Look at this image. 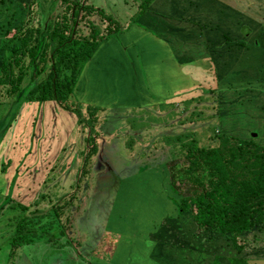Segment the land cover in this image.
I'll list each match as a JSON object with an SVG mask.
<instances>
[{"label":"crops","instance_id":"crops-1","mask_svg":"<svg viewBox=\"0 0 264 264\" xmlns=\"http://www.w3.org/2000/svg\"><path fill=\"white\" fill-rule=\"evenodd\" d=\"M131 1L129 10L137 12L138 18L120 25L94 1L0 0V75L8 53L21 48L22 34H32L35 41L40 39L39 55L48 39L56 40L52 37L54 27L63 21L58 19L67 10L70 14L74 12V17L76 4L88 5L91 9L86 17L82 11L77 18L72 20L70 15L69 20H65L73 26L70 27L73 38L102 39L71 83L65 103L53 97L41 99L45 93L40 89L28 90L31 82L39 81L31 74L37 60L28 66L24 81L16 92L11 95L0 92L1 103H16L9 118L11 121L0 135V183L4 186L5 196L24 195L27 202H31L34 198L28 195L36 196L45 183L50 184L54 192H61L57 195L70 196L74 180H80L82 166L71 168L66 154L63 164L58 162L59 157L65 151L69 136L78 129L79 119L92 126L96 119L90 116L101 113L99 110L112 111L111 114L116 115L121 109L178 105L182 112L191 106L193 99L210 90L226 89L228 83L239 87L248 98H264V11L260 14V7H257L264 5V0ZM68 4L72 6L68 7ZM35 41L30 42V47L36 44ZM12 72L18 73V69L11 65ZM15 99L21 100L19 106ZM84 107L90 120L81 113ZM158 113L162 114L161 110ZM222 113L224 116L225 112ZM0 114L7 115V108H0ZM85 148L83 145L79 150L84 157L88 151ZM81 161L82 157L80 165ZM165 166L163 163L148 166L121 179L118 187L121 193L117 191L111 198L112 206L105 212L102 225L95 233L93 248L100 249L95 253L93 249L88 251L90 256L95 254L93 263L90 261L93 258L78 245L69 247L61 225L56 222L49 229L59 237L62 235L59 242L43 241L35 245L34 251L40 250L37 258L42 261L40 264H90L89 261L92 264H264V240L251 241L249 248L240 254L235 250L223 252L204 245L201 239L205 232L184 223L186 217L184 221L179 217L174 201L176 195L164 192L166 178L163 177L161 184L153 177H147L146 172L153 169L161 175ZM104 167L112 170L108 164ZM131 174L137 175L127 181L126 177ZM63 178L69 182L61 183ZM129 181L139 185L149 181L148 198L133 192L125 196L131 191L127 185ZM99 193L86 197L99 198ZM132 197L136 201L128 205ZM126 206L136 213L132 214L133 220L138 216V224L133 227L125 219ZM80 208L81 211L78 209L73 215L81 212L79 215L85 223L89 217L93 221L96 218L93 225L96 228L97 208L91 210V205L89 210ZM44 210L39 214L45 215ZM61 220L59 223L64 225ZM69 227L67 236L71 238L75 233L76 242L80 244L85 239V229L76 231L72 230V225ZM103 247L108 249L109 260L103 256Z\"/></svg>","mask_w":264,"mask_h":264},{"label":"trees","instance_id":"trees-1","mask_svg":"<svg viewBox=\"0 0 264 264\" xmlns=\"http://www.w3.org/2000/svg\"><path fill=\"white\" fill-rule=\"evenodd\" d=\"M67 6L72 5L68 4ZM74 8H76L73 10L76 11L74 17L72 15L74 12L70 14V11L67 10L58 19L63 21L57 22V26L54 27L55 32L52 37L56 40L48 39L44 50L42 52L40 50L39 55L37 49L40 47V39L36 38L35 41L32 34H22L21 48L14 49L5 57L0 75V92L5 95L16 92L24 81L28 66L37 60L35 65L33 64L32 76L33 79L37 78L39 81H35L34 84L31 82L28 85V90L34 92L36 89H40L45 93L40 97L41 99L53 97L59 102L65 103V98L71 90V83L75 81L91 51L102 40L91 39L90 36L73 38V29H71L73 26H70L65 20H69L70 15H72V20L77 18L79 12L82 11V14L85 15L91 7L76 4ZM107 19H110V16H107ZM33 41L36 44L30 47V42ZM34 54L36 59L33 60ZM8 58L13 60L15 63L13 69H18V73H11V63ZM44 71L47 73H43ZM41 75L44 76L41 77ZM31 88L33 89L31 90ZM229 88H232L230 84L227 85V89ZM211 91L215 92V90H210L207 94ZM215 95L217 96V93ZM24 97L26 98L27 95ZM201 98L193 99L195 102L180 112L179 115L183 117H178L179 122L184 119L185 121L181 123L189 124V127L180 125L182 128H192V130L183 133L181 129L173 134L165 135L166 140L170 142H165L166 144L160 146L156 151L163 153L162 155L165 157L169 154L172 156L169 157L171 162L164 164L171 165L168 167L171 175L170 181L174 189L176 188L174 201L177 203L181 220L184 221V217H186L184 223L192 224L200 231L205 232L207 236L203 235L201 241L207 247L223 252L235 250L240 254L245 248H249L251 241L264 240V144L255 142L253 137L247 139L228 134L225 131L219 132L217 119L221 118L222 110L220 107L217 110L215 108L217 103L218 105L220 103L217 99L212 100V108L217 119L213 125H210L206 121L207 118L209 119V111L204 112V109L201 108L203 102L209 104V101L206 102L204 97ZM185 113L188 114L185 115ZM195 113H197V117H193ZM211 113L213 114V112ZM187 115H191V117ZM203 115L206 116L203 118ZM81 122L82 119H79V123ZM9 123L10 119L6 121L4 128ZM202 127H206V129L202 132L203 134L199 135ZM205 134L210 140L207 144H204L202 139ZM94 146L89 144L86 147L88 150L84 158L86 162L95 152L96 147ZM91 147H93L92 150ZM149 151L151 152L152 149ZM154 166L156 165L150 167ZM85 171L86 169L83 168L82 175L87 173ZM79 183L80 180L75 183L78 186L76 191L73 185L70 196L63 197L56 196L57 193L54 192L53 187L45 183L36 196L28 195L31 199L34 198L31 202H27L28 199L24 195L15 196L18 199L21 198L20 201H25V204L17 202L20 204L18 207L11 204L13 201L15 202V198L10 195L3 196V200H6L1 210L5 208L6 204L9 210L14 212L8 218V226L13 225L15 234L12 240L10 239L9 254L11 258L15 257L23 243L37 242L38 236L47 243L55 244L64 235L65 241L70 242L67 229H70L68 225L71 219L68 218L66 225L59 222L60 218L63 219V215L67 214L65 213L69 210L67 207H73L74 211L76 206L72 201L78 200L75 193L78 192ZM178 189L180 190L178 191ZM69 201L72 204L69 205ZM40 208L45 209V215L39 214L42 210ZM56 222L59 226L61 225V230L64 232L60 237L55 232L51 233L49 229V227L53 228L55 225L53 223ZM241 261L245 262L243 259Z\"/></svg>","mask_w":264,"mask_h":264},{"label":"rangeland","instance_id":"rangeland-1","mask_svg":"<svg viewBox=\"0 0 264 264\" xmlns=\"http://www.w3.org/2000/svg\"><path fill=\"white\" fill-rule=\"evenodd\" d=\"M88 1H94L96 4L101 5V9L105 12V14L113 16L114 20H118L120 25H123V23L126 24L127 22L136 20L138 18L137 12L129 10V3H133V1L131 0ZM48 6L46 7L48 8ZM257 7H260V14H262L264 11V5L258 4ZM59 10H61V8ZM44 16L45 13L43 15L41 14V17ZM8 60L11 63L10 65L13 66L15 64L13 60L9 58ZM229 84L232 88L227 89L226 87V89H219L215 92L211 91L209 94L205 93L202 96V98L204 97L206 102L209 101V104L205 102L201 104V108L204 109V112L209 111V119L206 117V121L209 122L210 125H213L214 122H216L217 116L212 108V100L214 101V99H217L218 102H222L223 104H225L221 106L217 103L215 108V110H217V108L219 109V107L221 109L224 108V110L222 111L225 112L224 116L221 115L222 117H218L217 119L219 123V132L225 131L228 134L247 139L253 137L255 138V142L264 144V98H248V96L242 95L241 91H239V87H237L233 83H228V85ZM233 88H235L234 91H232ZM216 93L217 96L215 95ZM259 99H261V102L259 101ZM14 102H17L19 106L21 100L19 101L18 99H15ZM192 102L194 103L195 100H193ZM2 103L0 104V108H7V115L0 114V135L2 134V131L6 125V121L11 117V113L13 112V105H16V103H13V101L9 104L5 102ZM226 105L228 106L225 109ZM180 107H182V105H180ZM85 108L86 107L81 109V113L84 114L87 120H90ZM158 110H161L162 114L158 113ZM99 111H101V113L96 112L97 115L90 116L92 118L95 117V124H92L91 126L82 121L79 124L78 129L75 130V132L71 136H69L68 141L65 145V151L60 155L58 161L59 163L62 162L63 164V157L66 154L71 168L82 166L78 176L80 179L79 189L78 192L75 193L78 200L74 199L72 201L74 202L76 207L74 211L73 207H67V209L69 210L65 213H67L68 216L66 217V214V219L63 218L62 221L64 220L63 222L66 225L68 218H70L71 221L69 225H72V228H74L72 230L77 231L78 229H85L83 232V236L85 239L83 241H80L79 244L78 242H76V239L78 238L74 233V236L69 238V247L72 248L74 245H78V247L89 256L90 252L88 251H90L91 249H93L94 253L100 249V247L93 248V246L95 245V243L93 242L95 240L94 237H96L97 235L95 233H97V230L100 229L99 225H102L101 220L104 218L105 212H107L112 206L111 198L116 196L117 191L118 193H121V191L118 190L119 184H121L120 182H122L121 179L126 174L132 173L135 170L140 171L146 169L148 166L150 167L152 165H158L160 163L164 164L166 162H171L169 157L172 156L170 154L165 157V155H162L163 153H158L159 151H156L160 146H163L167 142H170L166 140L165 135L173 134L175 131H179L181 129L183 130V133L192 130V128H182L180 126L185 125L189 127V124L186 122L181 123L182 121H185L184 119L180 122L178 121V117L182 116L179 115L181 111L178 105H172L170 107H166L165 105V107L154 106L146 108H134L133 110L121 109L116 112V115L111 114L112 111ZM227 111L228 113H226ZM211 112H213V114ZM186 114L188 113H185V115ZM187 116L191 117V115ZM204 116L206 115H203L202 117L204 118ZM193 117H197V113H195ZM204 129H206V127H202V131L201 133H199V135L203 134L202 132L205 131ZM202 139L204 144L210 142L206 134L205 136H202ZM88 144H90L91 146L98 144V147L96 148L95 152L89 157L88 162H86L83 152L79 153V150L80 147L84 145L85 148ZM90 149L92 150L93 147H91ZM149 149H152V151L150 152ZM81 157L82 161L80 165L79 163ZM107 164L112 168V170H106L104 165ZM168 167H171V165L168 164ZM168 167L166 165L164 168H162L163 173H161V175H157V173H155L157 172V169L148 170V172L146 173L147 177H153L161 184L164 182L163 177H165L166 181L163 185L164 192L166 191L168 193H171L172 195H175L176 188L174 189L173 185H171V175ZM83 168H85V172H87L84 175H82ZM68 171L69 170H66V172ZM110 171H112L113 174ZM70 173H72L73 175L74 170H72ZM141 174L142 173H140V175ZM133 175L137 174L128 175L126 177V180ZM137 177L138 176H136L135 179L139 180V178ZM60 181L61 183H63V181L67 182L68 179L63 178ZM74 181L76 183L77 179ZM88 181H90V183L86 185ZM127 185L131 187V191H128L125 196L130 195L133 192L140 193V196L148 198V196H146V193H148L147 191L149 190V181L142 183V185L135 184L133 181H129ZM73 187L76 191L78 186L74 184ZM99 187H103V189L105 190H101L99 189ZM179 190L180 189H178V191ZM4 191V186L0 183V264H40V262L42 261L37 259L39 257L38 252H40V250L37 249V251H34L35 245L44 241V239H41V237L39 236L37 237L39 242L26 240L27 244L23 243V246H21V248L17 250V257H14L12 259L11 255L9 254V248H11L10 239L12 240V237H14L15 234L12 227L13 225L8 226V218L12 216L14 212L9 210L6 204L5 208L1 210V207L6 200H3V196H5ZM59 193L61 192L58 191L57 194ZM97 193H99V198H97V196L90 198L86 197L93 194L96 195ZM57 194L55 195L57 196ZM121 197H124V195L121 194ZM133 197H136V194H134ZM133 197L130 199L128 205H131L136 201ZM100 198H103L104 200ZM20 200L21 198H15V202L13 201L11 204L14 205V207H18V205H20L17 202L25 204V201ZM72 202L69 201V205L72 204ZM90 205L91 210H93L95 207L97 208V212L99 213L97 219L98 226L96 225V228H93L96 218L93 221V219L89 217L87 218V222L85 223L84 218L79 215L81 212L77 215H73L78 211V209L81 211L80 207H84V209L89 210ZM126 207L125 219L129 220V223L133 227L138 224V216H134L133 220L132 214L136 213H133L134 211L131 210L130 206ZM102 249L104 253L103 256L105 257L106 253H108V249L105 250L104 247ZM42 254L45 255V251H42ZM90 257H95V254ZM106 258L108 260L110 259V257L108 256H106ZM90 261L93 263L94 258ZM90 261L89 263L92 264Z\"/></svg>","mask_w":264,"mask_h":264}]
</instances>
